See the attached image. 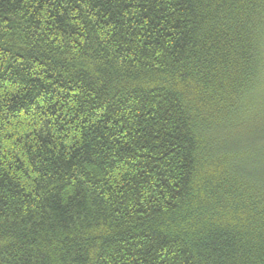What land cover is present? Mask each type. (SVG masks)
Wrapping results in <instances>:
<instances>
[{"label": "trees", "instance_id": "1", "mask_svg": "<svg viewBox=\"0 0 264 264\" xmlns=\"http://www.w3.org/2000/svg\"><path fill=\"white\" fill-rule=\"evenodd\" d=\"M0 264H264V0H0Z\"/></svg>", "mask_w": 264, "mask_h": 264}]
</instances>
